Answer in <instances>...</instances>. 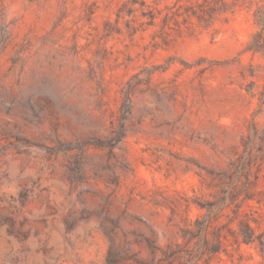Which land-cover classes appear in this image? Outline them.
<instances>
[{
    "label": "rangeland",
    "instance_id": "rangeland-1",
    "mask_svg": "<svg viewBox=\"0 0 264 264\" xmlns=\"http://www.w3.org/2000/svg\"><path fill=\"white\" fill-rule=\"evenodd\" d=\"M0 264H264V0H0Z\"/></svg>",
    "mask_w": 264,
    "mask_h": 264
}]
</instances>
